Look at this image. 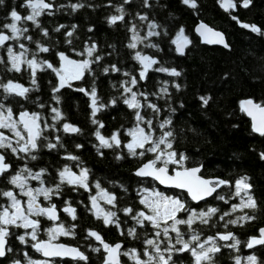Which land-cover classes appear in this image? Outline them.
<instances>
[{
    "label": "trees",
    "instance_id": "1",
    "mask_svg": "<svg viewBox=\"0 0 264 264\" xmlns=\"http://www.w3.org/2000/svg\"><path fill=\"white\" fill-rule=\"evenodd\" d=\"M220 1L196 0L197 7L191 8L183 4L182 0H149V7L143 6V0H131L130 4H124L123 0H46L53 5L50 11L52 14L48 15L46 11L38 18L40 28L28 21L18 25L28 28L25 36H31L33 41H38L41 46L49 48L48 52L39 53L36 43L21 37L20 42L29 49V59L35 53L37 60H46L59 69V53L76 61L84 59L92 61L95 56L101 57L99 61L90 64L91 71L86 72L83 79L72 81L71 88H61L57 93H53V87L58 86L59 80L51 69L37 70L36 85H33L30 70L26 65H22V71L19 73L8 72L0 65V81L12 80L31 89L27 99L8 97L4 103L13 109L14 116L25 110L37 113L40 117L38 122L43 130L44 139L40 143L45 146L35 152L36 160H31L23 154L25 161L21 166L26 165L32 171L46 169L41 179L44 181L43 186L50 188L60 184V180L55 177L58 170L62 171L65 167L73 173H78L81 168L88 170V190L75 185L61 184L59 194L54 195L49 201L58 207L64 204L75 209L76 220L62 216L58 223L71 229L72 234L68 235L67 239L60 236L56 241L79 248L89 257L88 264H102L101 251H92L93 248L100 247L86 235L90 230L97 232L106 243L112 245L115 242H122L136 248L138 252H143L141 242L146 235L153 238L150 226L147 232L145 229L137 228L139 240L127 236L128 228L135 226V222L130 217H125L122 211L128 207L137 212L146 211L139 203L138 192L144 189L162 191L153 181L138 179L133 174L140 164L153 159V154L146 153L143 157H134L124 147L131 140L127 132L134 127L136 121L134 110L123 103L124 98L130 94L123 92L122 85L133 77L137 79V85L132 86L129 83L125 86L137 92V99L142 104L141 115L145 120L153 121L156 128L154 135L157 137L160 135L161 122L171 120V124L164 130L173 132V150L186 157L183 166L185 168L199 166L203 178L228 182L222 185L216 195L202 208L194 207L180 192L172 194L173 197L184 199L187 206L197 212L208 207L218 209L209 225H202L197 221L193 226L200 239L230 232L243 247L250 237H257L259 230L264 228V159H261V153H264V137L251 133L248 120L239 110L241 100L264 104V35H258L240 26L256 25L264 32V0H251L247 8L239 7L242 0H232L236 6L228 11L221 9ZM77 3L85 6L73 12L70 5ZM24 5L25 0H4L0 5V26L11 23L10 12L13 9L22 17L29 15L31 10ZM121 5L124 8V20L110 25L108 18L119 15L116 7ZM138 14L146 15L148 20L140 21ZM149 23L158 25L154 30L158 35L143 40L136 49H129L127 45L131 42L132 25L137 26L138 34L143 38L150 30L147 27ZM197 23H204L221 32L228 49L201 45L192 32ZM60 25L65 27L59 32L55 31ZM181 29L182 36L187 38L188 43L183 55L179 56L173 49V41L178 39ZM44 30L48 32L47 36L43 35ZM4 31L10 35L7 29ZM68 32H72V36H68ZM8 43L12 44L16 51H20L15 41ZM92 44L96 45V52L93 53V57H89L85 49ZM137 51L157 61L143 80L139 79L141 65L134 59ZM0 56L7 59L3 50H0ZM113 65L119 69L118 72L111 70ZM160 67L175 69L181 75L175 77L167 72L155 71ZM104 68H109V72L105 73ZM124 73L129 75L125 76ZM93 87L97 91L98 104L105 105L95 117L91 114L90 97L75 90L84 88L90 92ZM162 88H166L167 92H161ZM140 93H144L147 98L145 99V95H139ZM54 95L59 97V102L53 99ZM200 97H210L208 105L204 106ZM113 99L116 100L115 104L111 103ZM149 103L156 105L160 111L154 113L147 107ZM52 108H57L61 112V120L54 119L55 113L52 112ZM93 119L99 123L93 124ZM64 123L78 127L80 132L64 134L62 131ZM100 124L104 127L101 128ZM140 126L147 127L144 124ZM97 130L109 140L114 132L121 133V146L100 147L95 135ZM3 132L5 135L9 133L7 130ZM49 142L57 144V148L49 150L46 147ZM77 145L81 147L78 148ZM71 156L78 157V160L69 159ZM117 156H121L122 159H117ZM6 157V161L12 166L8 173L10 176L15 172L14 156L8 151ZM63 157L66 158L65 161L61 159ZM241 177L248 178L247 183L251 185L249 194L256 201L257 208L233 212V205L241 203L240 196L235 195V181ZM97 184L100 185L99 188L96 187ZM11 188L7 177H0V189ZM98 192L111 193L117 197L115 206L111 205L110 209L109 204H106L104 209L106 212H117L119 228L115 223L105 226L103 218L89 210V201ZM217 195L223 196L224 200L216 199ZM0 203H7L6 198L0 197ZM224 213L230 215L221 220L220 217ZM245 213L254 216L255 219L238 220L237 224L224 227L227 220L237 219ZM40 219L43 226L39 238L47 240L46 229L53 227V224ZM180 227L184 238L188 239L192 233L186 226ZM12 231L18 235L24 233L23 229ZM170 236L175 238V233H170ZM223 242L216 240L218 246H222ZM227 243L232 244L234 241L229 240ZM30 244L31 242L22 245L15 236L11 237L9 246L13 248V252L0 259V264H13L16 259H19L21 264H26L25 252L32 259L41 260ZM222 250L221 247L220 252L215 254L214 264H235L237 257L240 258L241 264H246V256H241L237 249ZM254 255L258 264H264V247L256 250ZM173 259L175 264H193V258L189 253L174 254ZM54 264L84 262L54 260Z\"/></svg>",
    "mask_w": 264,
    "mask_h": 264
},
{
    "label": "snow or ice",
    "instance_id": "2",
    "mask_svg": "<svg viewBox=\"0 0 264 264\" xmlns=\"http://www.w3.org/2000/svg\"><path fill=\"white\" fill-rule=\"evenodd\" d=\"M131 0H123L124 4H130ZM4 3V0H0V5ZM182 3L191 7L196 8V0H182ZM251 3V0H242V6L247 8ZM25 7L29 8L30 14L22 17L18 12L13 9L10 12L11 23H4L0 26V50L6 52L7 59L5 60L3 56H0V65H3L8 72H21L22 65H26L27 69L30 70L31 82L36 85V74L37 70L43 71L45 68L51 69L56 73L59 78L58 86L53 87V93H57L61 88L72 87V81L81 80L84 78L86 72L91 71L90 64L97 62L101 59L99 56H95L94 60L90 61L84 59L82 61L71 60L63 53H59L60 60L63 62L59 69L55 68L51 63L45 61H39L36 59V54H32V58H28L29 49L24 43L20 42L21 37L36 43V47L39 53H46L49 51L48 47H43L38 41H33L31 36H25L28 32L27 27L18 26L23 21L31 22L37 28H40L38 18L44 14L47 10L51 9L53 5L46 0H25ZM83 4H71L70 7L73 12L79 8L84 7ZM143 6L149 7V0H143ZM235 4L232 0H228L227 4H221L225 10L235 8ZM61 7H64L61 5ZM116 12L119 15H112L108 18V23L115 24L117 21L124 20V8L123 6L116 7ZM48 15L52 13L47 11ZM140 21L148 20L146 15H139ZM235 19V17H233ZM65 27L60 25L55 29L59 32L61 28ZM147 27L150 29L147 35L141 38L137 31V26L132 25L130 31L132 32L131 42L127 45L129 49H136L139 43L146 40L148 37L158 35L154 30L158 27L156 23H149ZM241 27L250 29L251 32L258 35H264L256 25L241 24ZM4 29L10 32L7 34ZM75 26H73V30ZM205 29L206 32L212 34V36L217 39L208 42L224 43L223 36L218 32H212L205 25L201 24L197 29ZM91 31V29H89ZM72 32H68V36H72ZM183 30L179 34V38H183L184 44H187V38L182 36ZM204 34L203 32L201 33ZM43 35L47 36L48 32L43 31ZM8 41H15L18 44L20 51H16L12 44ZM177 52L183 54V47H181L177 41ZM228 47L227 44H224ZM147 47H155V45H147ZM87 56L93 57V53L96 52V45L92 44L85 49ZM84 53H79L83 55ZM134 59L141 65L142 70L139 73V79L143 80L146 78L147 72L152 68L157 61L149 56L142 55L141 52H135ZM112 71L118 72L119 69L113 65ZM158 72H167L171 76L178 77L181 75L180 72L175 69H167L160 67L155 69ZM104 72L108 73L109 68H104ZM128 76L129 73H124ZM137 79L133 77L130 81H126L123 87L124 93H129L130 96L125 97L123 103L127 105L129 109L134 110L135 113V125L132 129L128 130L127 135L131 137L130 142L124 145L128 149L131 156H145L146 153H152L154 158L146 163H142L135 175L137 177H151L153 180L157 181L159 184L165 185L166 187L176 188L186 191L188 197L194 202L206 201L208 197L213 196L216 193L217 188L221 185H225L228 182L224 180H208L202 178L198 173H200V168H185L183 166V161L186 157L182 153H177L173 150V132L165 131L164 129L171 124V120H165L159 124V129L161 130L160 135L157 137L154 135L156 128L153 126L152 120H145L144 116L141 115L140 109L142 107L141 102L137 99V92H134L131 87L125 85L131 84L132 86L137 85ZM177 89L179 86H176ZM0 90H2V95H0V129H6L8 132L14 136L15 144L13 140L0 131V177H7L8 184L12 186L11 189L4 190L0 189V197L6 198L7 203H0V258H6L8 253L13 252V248L9 246V239L13 236L19 240L20 244H28L31 242L30 246L38 253H40L45 259L34 260L27 252L24 253L27 264H54V258L60 257H71V259L76 261H83L84 264H88L89 257L75 247H68L64 244L55 243V241L60 236H67L72 234L71 229L66 228L63 224H56L54 227L46 229V234L48 239L41 240L39 238V233L42 228V221L39 218H46L49 221H57L59 218L56 214L57 206L55 204H50L49 206H43V201H50L54 195L59 194L60 185H77L79 187L88 190V170L81 168L79 175L70 171L69 168L65 167L59 172L60 184H56L54 188L44 187V181L41 177L45 174L46 169H41L39 172H33L26 165L20 168L15 174L8 176L11 170V165L6 162V154L8 151L11 152L13 156L17 159H23V156L19 154L23 153L25 156L30 157L31 160H36L37 156L33 154L38 151L42 145L40 141L44 139L42 135V129L38 120L40 119L37 113H29L28 111H21L18 114V118L14 119V111L12 108L7 107L4 103L8 97H21L27 99V94L31 89L24 87L19 83H15L12 80L7 82L0 81ZM76 91L83 92L85 95L89 96L91 99V114L95 117L96 113L105 107L103 104H98V97L96 88L93 87L90 92L86 91L84 88H77ZM161 92H167L166 88H162ZM139 95H145L140 93ZM145 95V99H146ZM57 102H59L58 96H53ZM203 105L206 106L209 103L210 97H200ZM11 101H9L10 103ZM112 104L116 103V100L111 101ZM245 105H251L260 113V121L257 123V117ZM43 107V105H41ZM147 107L152 109L154 113H158L160 109L154 104H147ZM241 110L250 117H252V131L258 133L260 136L264 137V106L259 104H254L253 101H242ZM52 112L55 113L54 119L57 121L62 119L61 112L57 108H52ZM93 124H98L99 121L93 119ZM144 124L147 127H141ZM100 127H104L100 124ZM63 131L65 133H78L80 129L69 123L63 124ZM97 139L100 142V147L112 148L120 147L122 141L120 139L121 133L114 132L109 139H106L101 135L100 131L97 130L95 133ZM59 141V138H57ZM62 147V145H60ZM46 147L49 150L57 148V144L47 143ZM77 147H81L77 145ZM140 150V151H137ZM72 160H78V157L71 156L68 157ZM117 159H122L121 156H117ZM261 159H264V153H261ZM169 165H176V168H170ZM247 177H241L235 181L236 196H240V205H233V212L244 209L255 210L257 208L256 201L249 194L251 185L247 183ZM29 180L39 181L40 187H29ZM97 188L100 187L99 184L96 185ZM13 189H17L14 192ZM109 205L115 206L117 197L102 193ZM18 196L26 198L21 200ZM42 197L43 201H39L38 198ZM216 199L224 200L223 196L217 195ZM93 207L96 206L97 197H91ZM139 203L144 206L146 211H135L133 208H124L122 211L125 217H130L134 222L135 226L129 227L127 230V236L131 237L133 240H139L140 236L137 228L145 229L146 232L151 229L153 238H149L148 235L141 242L143 245V252H138L136 248H131L128 250H123V245L117 243L115 246H110L105 243L101 236L95 231H89L88 237H94L96 241H99L103 245V249L106 252L103 264H122L121 257L126 256L133 264H175L173 259L174 254L189 253L193 258V264H214V256L216 253L220 252V247L216 243V240L229 241L232 240L234 243L225 244L224 247H231L235 249L240 243L239 240L232 233L221 234L218 233L216 237L208 236L205 240L201 241L200 236L195 233L193 226L199 222L202 225H209L210 220L214 215L217 214L218 209L216 207H208L206 210H201L197 212L187 206L184 199L179 197L167 196L160 191L152 190L147 192L143 198L140 199ZM64 212L71 215L73 220H76L75 209L70 206L63 209ZM230 213H224L220 217L221 220L225 216H229ZM254 216H250L247 213L245 215L239 216L237 219H229L224 224L227 228L229 224L235 225L238 220H253ZM103 223L105 226L115 223L119 228L120 223L117 220V212L107 211L104 214ZM180 226H186L187 229L192 233L188 239L184 238V233L181 231ZM12 229H23V234H17L12 231ZM170 233H175V238L170 236ZM259 237H250L246 243L249 249L254 248L257 245L264 246V228L259 230ZM124 234V233H122ZM27 238V239H26ZM174 239V242H173ZM163 245V246H162ZM179 245V247H177ZM92 251L99 252L100 249L93 248ZM13 264H21L19 259L13 261ZM235 264H241L239 257L236 258ZM246 264H258L257 257L255 255H250L246 257Z\"/></svg>",
    "mask_w": 264,
    "mask_h": 264
},
{
    "label": "flooded vegetation",
    "instance_id": "3",
    "mask_svg": "<svg viewBox=\"0 0 264 264\" xmlns=\"http://www.w3.org/2000/svg\"><path fill=\"white\" fill-rule=\"evenodd\" d=\"M19 112H21V111H19ZM18 112V113H19ZM17 113V114H18ZM17 114H15V116H14V119H16V115ZM39 123V122H38ZM0 131H5V130H0ZM62 131H63V129H62ZM63 133L64 134H69V133H65L64 131H63ZM6 136H9L10 138H11V136H10V134L8 133ZM14 144H15V141L13 142ZM98 145V144H97ZM33 154H35V152L33 153ZM20 156H22L23 155V153H21V154H19ZM25 158H23V159H17V157L16 156H14V158H13V161H14V163H15V172L16 171H18L20 168H22V166H21V164L25 161L24 160ZM62 160H66V158L65 157H63V158H61ZM7 162V161H6ZM7 163H9V162H7ZM81 170V169H80ZM60 170H58V171H56V173H55V177H57L56 179H58V180H60L59 179V172ZM15 172L13 173V174H15ZM33 172H39V171H33ZM80 172V171H79ZM79 172L78 173H76L77 175H79ZM42 178V177H41ZM29 187H33V188H35V187H40L41 186V184H40V182L39 181H36V180H29ZM75 186H77V185H75ZM222 186V185H221ZM79 187V186H78ZM80 188H82V187H80ZM221 188V187H220ZM16 191L15 192H17V189H15ZM162 191H160L161 193H163L164 195H167V196H173L172 194H174L175 192H179V191H175V190H164V189H161ZM220 190V189H219ZM218 190V191H219ZM218 191H216V193L218 192ZM102 193H104V192H100V193H98L99 195H96L95 197H97V202L99 201V205H100V210H101V213L99 214V213H94V211H93V207L91 206V199H90V201H89V210L94 214V215H97V216H101L102 218H104V214H102V213H105L106 211H105V209H104V206L107 204L106 203V200H105V198L103 197V195H102ZM180 193H182V194H184V196L186 197V195H185V193H183V192H180ZM216 193H214L213 194V196H211L209 199H207L206 201H202V202H200V203H197V204H193L191 201H190V203L194 206V207H196V208H202L204 205H205V203L206 202H208L212 197H214L215 195H216ZM109 194H111V193H109ZM146 193L143 191V190H140L139 192H138V199H139V201H140V199L141 198H143V196L145 195ZM102 197V199H100ZM18 198H20V196H18ZM186 199L187 200H189L187 197H186ZM38 200L39 201H43V199H41V197H39L38 198ZM100 200H102V201H100ZM50 204H52V203H50L49 201H43V206H49ZM56 205V204H55ZM57 206V205H56ZM69 205H64V204H62L61 206H57V209H56V211H57V214H58V222L56 223V224H58L59 222H60V219L62 218V216H65L66 218H72L71 217V215H69L68 213H66V212H64L63 211V209L65 208V207H68ZM110 206V209H111V205H109ZM71 208H73L72 206H70ZM192 208V207H191ZM74 209V208H73ZM193 209V208H192ZM102 214V215H101ZM40 219V218H39ZM42 219H44V220H46L45 218H42ZM46 221H48V220H46ZM49 222V221H48ZM50 223V222H49ZM55 224V225H56ZM86 235L88 236V232L86 233ZM64 238H68V235L67 236H63ZM257 237H259V235H257ZM91 240H92V242L96 245V246H98V247H100V251H101V256H102V264H103V260H104V255H105V251H104V249H103V245L99 242V241H96L95 240V238L94 237H89ZM207 237H205L204 239H201V241H203V240H205ZM103 240V239H102ZM249 240V239H248ZM247 240V241H248ZM247 241L244 243V245H243V247H241L240 246V244H238L237 245V247L235 248V249H237V251H240L239 252V254L241 255V256H243V257H248V256H250V255H254V252L256 251V250H258L259 248H263L264 246H260V245H257V246H255L254 248H252V249H249L247 246H246V243H247ZM173 242H174V239H173ZM106 243V242H105ZM116 243H122V242H115L114 244H116ZM224 244L223 245H225V244H231V243H227V241H224L223 242ZM62 244H64V243H62ZM108 245H110L111 246V243H107ZM123 244V248H122V251L123 250H128V249H131V247L130 246H127V245H124V243H122ZM65 245H68V244H65ZM113 245V244H112ZM221 246L222 247V251H229V250H231L232 248L231 247H224V246ZM68 246H72V245H68ZM163 246V245H162ZM73 247H75V246H73ZM177 247H179V246H177ZM220 247V248H221ZM77 248V247H76ZM79 249V248H78ZM80 250V249H79ZM81 251V250H80ZM121 261H124L125 263H123L122 262V264H133V262L132 261H130L129 259H128V257H126V256H122L121 258ZM54 260H56V259H54ZM193 260V259H192ZM61 261H63V260H61ZM66 261H68V260H66ZM81 262H83V261H81Z\"/></svg>",
    "mask_w": 264,
    "mask_h": 264
},
{
    "label": "water",
    "instance_id": "4",
    "mask_svg": "<svg viewBox=\"0 0 264 264\" xmlns=\"http://www.w3.org/2000/svg\"><path fill=\"white\" fill-rule=\"evenodd\" d=\"M222 3H223V4H227V3H228V0H221V1H220V7H221V4H222ZM239 7H240V8H245V7L242 6V3L239 4ZM221 9H222L223 11H228V10H229V9H228V10H225L224 7H221ZM233 9H234V8H233ZM233 9H231V10H233ZM47 11H51V9H49V10H47ZM201 24L205 25L208 29H211L212 32H218V33H220V34L223 36V41H224V43L208 42V41H211V40H215V39H217V38L214 37V36H212L211 33L206 32L205 29H200V30L198 31L197 29L200 27ZM240 26H241V25H240ZM245 29H246V28H245ZM248 30H250V29H248ZM192 32H193L194 36L197 37V39L199 40L200 44L203 45V46H207V47H217V48H221V49H224V50H227V49H228V47H225V46H224V44H226V41H225L224 35H223L221 32H219V31H217V30H214L213 28L207 26V25L204 24V23H197V24L193 27ZM202 32L204 33L203 35L201 34ZM175 41H177L178 44H179L181 47H183V53H184V50H185V44H184V41H183L182 39H180V38H179V39H176ZM173 49H174V51H175V53H176L177 55L181 56V54H179V53L177 52V43H173ZM182 55H183V54H182ZM242 101H248V100H241V101L239 102V110H240V112H241V113L245 116V118L248 120L251 133H253L254 135L260 136L258 133H255V132L252 131V124H253L252 117H250L249 115H247V113H245V112H243V111L241 110V102H242ZM253 103H254V102H253ZM254 104H256V103H254ZM245 106L248 107L250 110L253 111V113H254V114L256 115V117H257V123H259V121H260V113H259L255 108H252L251 105H245ZM261 106H264V104L261 105ZM18 114H19V113H18ZM18 114L16 115V118H18ZM146 162H148V161H145L144 163H146ZM141 165H142V164H140V165L134 170V172H133V174H134V176H135L136 178H138V179H148V180H151V181H153V182H154L159 188L164 189V190H175V191L183 192V193H185V195H186V197L189 199V201H191L193 204H197V202L192 201V200L190 199V197H188V194H187L186 191H183V190H180V189H176V188L166 187L165 185L159 184L157 181L153 180L151 177H147V178L137 177V176L135 175V172H136V170H137L139 167H141ZM198 167H199V166H198ZM192 168H197V167H192ZM199 168H200V172H201V167H199ZM189 169H191V168H189ZM198 175H200V173H198ZM200 176H201V175H200ZM201 177H202V176H201ZM202 178H203V177H202ZM204 179L213 180V181L218 180V179H210V178H204ZM220 187H221V186H220ZM220 187L217 188L216 191H218V190L220 189ZM209 198H210V197H208L207 199H209ZM200 202H202V201H200ZM200 202H198V203H200ZM56 214H57V211H56ZM57 216H58V214H57ZM45 219H46V218H45ZM46 220H47V219H46ZM48 221H49V220H48ZM49 222L52 223V224H56V223L58 222V220L55 221V222H53V221H49ZM258 235H260V233H258ZM55 243H60V242H55ZM60 244H62V243H60ZM116 244H117V243H116ZM116 244H113V245H111V246H115ZM120 244H121V243H120ZM64 245H65V244H64ZM121 245H122V244H121ZM66 246H68V245H66ZM68 247H73V246H68ZM75 248H76V247H75ZM32 250H33L34 252H36L33 248H32ZM36 253H38V252H36ZM38 254H39V256H40V258H41L42 260L45 259L40 253H38ZM105 255H106V253H105ZM105 255H104V257H105ZM0 259H3V258H0ZM54 259H57V260H68V261H76V260L71 259V257H64V258L56 257V258H54ZM103 261H104V260H103Z\"/></svg>",
    "mask_w": 264,
    "mask_h": 264
},
{
    "label": "rangeland",
    "instance_id": "5",
    "mask_svg": "<svg viewBox=\"0 0 264 264\" xmlns=\"http://www.w3.org/2000/svg\"><path fill=\"white\" fill-rule=\"evenodd\" d=\"M180 39H182L183 40V38H180ZM63 62L60 60V66H59V68L61 67V64H62ZM58 80H59V78H58ZM62 129H63V127H62ZM0 130H6V129H0ZM9 134H10V136H11V139L12 138H14V139H12L13 140V142L15 141V137L14 136H12V134L9 132ZM146 190H147V192H150V191H152L151 189H144V192L146 193ZM17 193H18V190H17ZM98 193H100V192H98ZM97 193V195H99ZM146 195V194H145ZM19 199H21L22 201L23 200H25L26 198H24V197H22V196H20V198ZM41 199H43L42 197H41ZM100 199H102V197L100 198ZM100 201H102V200H100ZM91 206L93 207V205H92V201H91ZM100 205H99V201L97 202L96 201V206L95 207H93V211H94V213L96 212V213H101V210H100ZM55 225H53V227H54ZM245 262H246V259H245ZM27 264V263H26Z\"/></svg>",
    "mask_w": 264,
    "mask_h": 264
},
{
    "label": "bare ground",
    "instance_id": "6",
    "mask_svg": "<svg viewBox=\"0 0 264 264\" xmlns=\"http://www.w3.org/2000/svg\"><path fill=\"white\" fill-rule=\"evenodd\" d=\"M122 244V243H121ZM123 245V244H122Z\"/></svg>",
    "mask_w": 264,
    "mask_h": 264
}]
</instances>
